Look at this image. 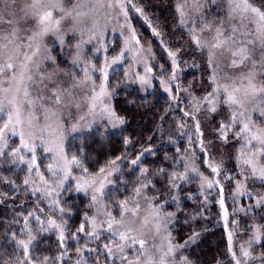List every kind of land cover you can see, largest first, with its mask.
I'll return each instance as SVG.
<instances>
[{"label":"snow or ice","instance_id":"1","mask_svg":"<svg viewBox=\"0 0 264 264\" xmlns=\"http://www.w3.org/2000/svg\"><path fill=\"white\" fill-rule=\"evenodd\" d=\"M225 3L226 14L218 23L215 18L209 20L205 15L219 7L218 0H184L176 8L180 26L190 25L191 44L208 52L210 90L202 96L195 95V85L190 83L187 88H177L173 92L171 84L182 70L178 62L180 49L173 51L165 48L171 61V75L168 81L161 80L160 83L177 108L181 91L191 96L185 108L179 110L193 122L194 132L181 131L180 135H187L190 149L199 148L204 165L215 176L223 175L221 164L212 159L210 146L214 141H205L201 117L209 120L221 106L227 108V120H222L213 131L217 134L216 139L224 145L232 140L239 144L236 159L244 181H237L234 196H251L245 188V181L253 179L264 183V9L252 0H225ZM189 5L196 9V15L191 20L186 19ZM129 6L143 16V8L136 6L133 0H0V164L19 162L27 166L29 173L22 186L7 177L0 178V184L8 185L14 192L28 190L30 184L36 183L32 179V173H35L44 187H33L31 193L39 194L38 200L53 197V194L59 197V189L71 190L65 189V181L72 175L71 166L74 165L83 168L79 179L73 177L77 179L75 190L91 189L89 207L96 208L93 215L85 213L74 232L69 231L66 219L71 210L61 206V201L56 198L49 201L51 214L46 221L38 214L44 212L39 207L27 214H14L17 219L12 223L20 224L21 215L23 223L18 231H11L7 236L13 248L2 264H49L50 257L40 259L33 255V251L38 246L40 234L50 231L56 233L60 249H66L68 239L78 241L81 233L93 240H100L107 233V242L102 248L78 245L75 250L78 257L76 264H87L85 251L96 254L93 264H191L187 257L176 254L180 248L195 242L199 233H193L184 244L175 243L169 227L175 213L165 212L161 198L148 194L149 189L155 186L151 179H147L151 169L139 167V164L145 153L153 152L152 148L144 149L130 161L132 166L139 167L140 175L137 185L123 199L112 197L111 191L106 190L109 184H115L110 178L121 171L117 161L122 157L110 161V171L105 172L106 165L97 175L85 178L88 177V169L83 167L80 158L73 155L69 160L65 152L66 139L74 133L90 132L95 123L94 119L87 120V116L74 117L73 108L82 110L86 106L87 115H99L107 119L113 128L125 123L105 101H110L115 92V89L110 90L108 69L122 64L127 53H132L133 63H144L145 74L133 73L129 65L123 73L124 81L131 80L141 87L151 86L153 67L141 56L145 50L139 47L140 40L128 19ZM119 17L124 18V22L119 24L123 47L110 60L105 57L103 66L99 68L91 60L85 61L84 45L93 41L99 44L96 51L107 52L104 34L113 19L118 20ZM144 19L147 20V17ZM125 29L127 35H124ZM112 30L115 31L114 28ZM153 34L159 35L155 29ZM66 36L70 37L67 41ZM50 39L62 48H72L71 64L76 67L83 65L82 78L75 72L61 69ZM72 39H76L75 44L71 43ZM147 51L150 53V48ZM191 66L199 68L196 64ZM48 67L51 71L45 70ZM97 71L101 74L99 91L92 76ZM81 89L84 95L78 96L77 92ZM177 127L184 129L188 125L181 120ZM10 136L19 138L17 146L9 148ZM124 143L127 146L130 141L125 139ZM38 147L44 152L54 153V159L58 160L57 164L47 166L56 177V187H51L39 171ZM24 153L29 156L26 158ZM165 158H168L167 155ZM59 161L63 162V166ZM176 163H183V172L175 166L170 174L163 167L157 172L158 175H167L172 192L180 187V182L188 181L190 173L199 177L202 192L205 187L212 189L220 183L199 170L195 150L185 149V154L176 159ZM60 173H63L62 177ZM225 178L231 182V176ZM124 190L128 191L126 187ZM220 192V207L223 209V188ZM0 198L8 199L9 193L0 191ZM171 199L177 200V196L173 195ZM255 199L257 207L264 205V195ZM107 200L114 201L111 208ZM117 210L119 214L115 215ZM57 215L59 219H54ZM224 216L226 219V211ZM31 219L37 223L35 229ZM253 227L252 239L247 242L248 247L241 245L240 256L233 251L232 234L229 233L228 253L234 264H253L254 261L264 264V252L253 255L250 251L264 235L261 226ZM3 254L0 250V256ZM65 255L67 251H61L56 259Z\"/></svg>","mask_w":264,"mask_h":264},{"label":"trees","instance_id":"2","mask_svg":"<svg viewBox=\"0 0 264 264\" xmlns=\"http://www.w3.org/2000/svg\"><path fill=\"white\" fill-rule=\"evenodd\" d=\"M264 9V0H253ZM136 6L143 8V16L141 19L135 13L132 15V22L137 30L138 38L143 44H149L153 49V59L151 66L154 71L164 75L171 69V61L168 57L165 48L170 50L182 49L178 58V62L182 65L189 61L198 63L199 68L193 69L190 65L181 76V83L184 87H188L190 83H194L193 93L197 95L205 92L208 87V69L206 67L203 54L196 51L194 46L188 41V35L183 27L179 24L178 15L175 9V0H133ZM219 6L220 3L218 2ZM218 10V7L213 8ZM155 29L159 35L153 34ZM193 61V62H191ZM163 65V68L161 67ZM159 67L161 69L159 70ZM160 71V72H159ZM119 75V74H118ZM117 74H114V79L110 84L115 87V92L112 97V104L116 114L123 118L125 123L119 128L108 130L102 126H95L89 132L79 133L69 137L66 143V153L69 156H77L80 158L84 168L88 169V174L99 172L102 167L110 165V161L116 157H122L117 161L120 172H116L113 176L115 184L107 191H111L112 197L123 199L131 193V190L138 183L139 167H147L151 169L148 177L154 183L148 191L149 195H157L163 198L165 195L172 197L177 196V200H171L166 203L168 210L175 213V218L171 227L174 240L178 243L185 242L193 233H199L195 242L187 244L183 248L185 257L192 264H234L231 255L228 253V236L229 227H226L220 217V209L216 200V193L202 192L201 186L192 178L188 181L180 182V187L172 192L168 187L167 175H158L160 167L165 168L166 173L170 174L173 171V166L180 171L181 165L176 163V159L184 155L185 149H188L187 135L181 136L180 132H189L191 122L183 116L179 109H184L187 103V98L180 96L179 108L170 99V97L160 89L158 84H155L152 89L143 91L138 85L126 83L123 81L116 82ZM190 110V109H189ZM221 118V112L211 115L206 121L207 126L203 129L204 137L211 136L209 128L215 127ZM183 120L188 127L179 129L177 124ZM218 126V125H217ZM216 126V127H217ZM207 133V137H206ZM102 134V135H101ZM215 138L217 134L213 133ZM130 141L127 146L124 141ZM169 140L173 142L169 143ZM217 145H220L217 140ZM152 148V153H145L141 158L139 167L132 166L126 160L135 159L144 149ZM217 149V148H216ZM228 149L225 148L224 150ZM82 150V151H81ZM197 163L202 166V156L196 148ZM220 149H217V151ZM198 152V153H197ZM167 155V159L165 156ZM231 151L229 150V156ZM47 157H42L37 161L40 173L42 172L44 162ZM232 163V162H231ZM204 168V167H203ZM202 170H206L205 168ZM229 172L232 177L240 178V174L236 169L230 167ZM35 173H32V177ZM29 173L27 166H18L10 161L0 164V178L7 177L9 180H15L17 185L22 186V182ZM147 177V179H148ZM250 184V183H249ZM253 188H260L259 183L254 182ZM125 187L128 191H125ZM224 194H228L230 183L224 186ZM70 191L62 190L59 197L61 206L71 210V215L66 219L70 225V232L81 223L85 213L90 214L92 207H89V199L81 193L75 192L73 187ZM115 189H119L116 191ZM0 191L8 192L9 198L4 200L0 198V250L3 251V256H0V264L3 260L8 259L12 252L13 245L7 239L11 231H18L22 226V215L19 217L20 224L12 223L17 216L14 214H27V212L43 208V213H38L45 221L48 215L51 214L49 202L43 199H37L39 194L33 195L31 188L14 192L8 185L0 184ZM249 202L253 199L250 197ZM244 202V201H243ZM241 202V203H243ZM106 203L111 208L114 201L107 200ZM226 207L231 208L227 202ZM246 207V205H244ZM118 213V210L115 211ZM239 213L238 220L240 227H246L245 233L253 235L255 226H261V231L264 233V205L260 207H252L246 212ZM237 217V214H232V217ZM54 219H59V216H54ZM30 223L35 229L37 223L35 219H31ZM243 230V231H244ZM67 235V233H66ZM105 237L101 236L100 240H93L86 237L83 233L79 234V240L68 239L66 241V249L58 247L57 235L54 231L40 234L38 246L34 249L33 255L43 259L45 256L50 257L49 264H76L78 259L76 255V247L85 245L90 248L101 247L105 241ZM67 251L62 259H56L61 251ZM253 255H259L264 252V235L261 242L254 244L251 248ZM95 253L84 252V257L87 259V264H93ZM103 259V257H101ZM253 264H260L259 261H254Z\"/></svg>","mask_w":264,"mask_h":264},{"label":"rangeland","instance_id":"3","mask_svg":"<svg viewBox=\"0 0 264 264\" xmlns=\"http://www.w3.org/2000/svg\"><path fill=\"white\" fill-rule=\"evenodd\" d=\"M183 2H184V0H175V9L177 8L178 4H181ZM218 2L220 3V6L218 7V10H213L212 9L211 13H208V12L205 13L207 19L212 20L213 18H215L217 23L219 22V19H221V18H223L225 16L226 10H227V5L225 3V0H218ZM252 2L256 6L261 7L255 1L252 0ZM186 11L188 12V15L186 16V19L191 20V18H193L196 15V9L194 7H192L191 5L188 6ZM134 13L136 15L140 16L141 19H143L144 16H142L139 13H136L134 10L131 9V6H129V18L128 19L131 22L132 28L137 33V30L134 27L133 22H132V15ZM176 13H177V11H176ZM177 15H178V19H179V14L177 13ZM123 22H124V18L123 17H119L118 20L117 19H113L112 23L109 25V30L105 32L104 39H105V41H107V45H106L107 49H108L107 52H105L104 50L96 51V48L99 47V44L96 41H93L91 44L84 45V58H85V61L91 60V63L94 64L97 68H99V67L103 66L105 57H107L110 60L112 56L116 55L119 52L120 48L123 47V36L121 35L119 24L123 23ZM188 27H190V25ZM188 27H183V29L186 31V33L188 35V39H189L188 41H190ZM113 28L115 29V31L112 30ZM127 34H128L127 30L125 29L124 30V35H127ZM137 37H138V34H137ZM86 38L87 37H85V39ZM68 39H70V37L66 36V41ZM49 43L52 46L53 53L56 55L57 61H58L59 65H60L61 69L63 71H67V72H75L82 78L83 77V71H82L83 65H81L80 67H76V66L71 64V60H72L73 57H72V55H70V53L72 52V48L70 46H65V47L62 48L58 44L53 43L51 41V39L49 40ZM71 43L75 44L76 43V39H72ZM190 43H191V41H190ZM193 46L196 49L195 45H193ZM139 47H141L142 49L145 50L144 52L141 53V56H142V58L144 60H147L149 66H151L152 59H153V49L151 48V46L149 44H143L142 41H140ZM149 48L151 50L150 53L147 51ZM181 50L182 49H180V51ZM196 51H199V52H201L203 54V57L205 58L206 67H207L208 72L210 74V69L208 68V63H207L208 52L207 51H202V50H199V49H196ZM189 61L186 64L184 62L182 65H180L182 70L178 73L177 80L171 84L173 92H175L177 88H180V89L186 88L181 83V76H182L183 71H185V69L188 66H190V65H193V64L198 65V63H194L193 61H191L193 63L190 64ZM129 65H131V71L133 73L140 74V75H144L145 74L144 73V63L143 62L133 63L132 53H127L126 59L123 61L122 64L114 65L112 68L108 69L110 90L111 89H115V87H112L111 84H110L111 80L114 79L113 75L114 74H117V75L119 74L118 77L115 80L116 82H118V81H123V82H126V83L130 82V83H133L135 85H138L143 91H147L149 89H152V87L155 84H158L160 89L164 91V87L161 85L160 81L161 80H164V81H168L169 80V77L171 75V69L166 74H164V75L162 74V76H161L160 73L157 74V72H155L154 69H153V73H152L153 78L151 79V86L150 87L149 86L141 87V85L139 83H134L131 80L124 81L123 73H124L125 70H127L129 68ZM160 69H161V73H162L163 69L161 67H159V70ZM193 69H196V67H193ZM45 70L46 71H51V68L48 67ZM209 74H208V79H209ZM92 76H93V79L95 80V83L97 85V91H99V87L98 86H99V83H100L101 74L97 71V72L92 73ZM208 90H210V89H208ZM208 90H206V91H208ZM205 92H203V93H201L199 95L202 96V95L205 94ZM164 93L169 96L168 92L164 91ZM193 94L197 95L196 93H193ZM77 95L78 96H83L84 95L83 89L79 90L77 92ZM181 95L185 96L187 98V101L191 99V96H189L188 94H186V93H184L182 91L180 92V96ZM105 102L110 104L111 108L114 110L113 104H112V99L110 101L106 100ZM71 111H72L73 116L76 117L77 119L80 116H87V120H89V121L94 119L95 123L93 124V127L102 126V128H104V129L113 130V129L119 128L121 126V125H119L118 127L113 128L111 126V124L108 122L107 119H102L99 115H97L95 117H93L91 115H87V107L86 106L83 107L82 110H77V109L73 108V109H71ZM97 111H99V109H97ZM218 111L221 112V118H220V120L218 122V124H219L222 120L223 121L227 120L228 110H227V108L221 106ZM65 115H67V113H65ZM211 115H213V114H211ZM201 120H202L201 128L203 130L205 128V126H207L206 121H208V120H204L203 117H201ZM71 122H75V121H70V123ZM192 125H193V122H191L190 130H192L194 132V128L192 127ZM215 127H210L209 128L210 132L207 131V133H210L211 136L209 138H205L204 137V139H205V141H209V140L214 141V144L212 146H210L212 159L216 163L221 164V172L223 173V175L215 176L214 174H211L210 173V169H208L207 166L204 165V163H203V156H202L201 153H199V157H200V155L202 156V166H200V164H198V163H197V166L199 167V170L201 172H203L205 175H210V178L219 180V182H220L219 185L214 186L212 189H208V188L205 187L203 189V192H205V193L209 192V193H216L217 194L216 200L218 202L219 209H220V214H221L220 217L222 218V221L224 222L225 226L229 227V232L228 233L232 234L233 251L236 253L237 256H240V247H241V245H243L245 247H248V243L247 242L250 239H252V234L245 233L244 229L246 227H242V228L240 227V222L237 219L239 213H236V212H246V211L250 210L252 207H255V208L257 207L255 198L260 196V195H264V183H262L259 180L249 179V180L245 181V188L251 193V196H249V195H237V196H234V192H235V189H236L237 181L238 180L244 181V176L240 174V168L237 166L238 165V161L236 159V156L238 155L239 144L236 141L232 140L227 145H224L221 141H219L218 139L215 138V135L213 137V133L215 134L213 129ZM84 132H88V131H84ZM84 132H81V133H84ZM207 133H206V137H207ZM76 134H79V133H74V134H72V136H74ZM72 136H70V137H72ZM67 140L68 139L65 140V152H66ZM216 140H217V142L220 143V145H217L215 143ZM18 144H19V138L18 137H12V136L9 137V148L15 147ZM227 147H228V149L224 150ZM195 148L197 149L198 152L200 151L198 147H195ZM216 148L220 149V150L217 151ZM188 149H189V151L194 150V149H190L189 148V143H188ZM229 150L231 151V155L230 156H229ZM36 154H37V157H38L37 161H39L44 156L47 157V160L44 162L41 174L44 176L45 180L48 182V184L51 187H56V184L54 183V181L56 180V177H54L52 175V173L48 171V168H47V166L49 164H53V165L57 164L58 160L54 159V155L55 154L54 153H49V152H44L43 149L40 148V147L37 148V153ZM24 155L26 156V158L29 156L28 153H24ZM67 157H68L69 160H71V158H72V156H69L68 154H67ZM126 161L128 163H130L129 160H126ZM59 163H60L61 166H63V162L62 161H59ZM16 165H18V166H26L24 164H19V162H17ZM203 167L206 170H202L201 168H203ZM230 167H233L234 169H236V171L239 172L240 178L232 177L231 173L229 172ZM110 170H111V165H108V167L105 168V172L110 171ZM71 171H72V175L69 177V179L67 181H65V187L66 186H71L75 190L76 189V184H77V179H79L82 176L83 168H76L73 165V166H71ZM180 171L181 172L184 171L183 163L181 165ZM98 173L99 172H97L95 174H88V177H85V178H89L91 176H95ZM114 174H113V176H114ZM62 175H63V173H60L61 177H62ZM113 176L110 178L111 180H113ZM226 176H231L232 177L231 182H229V180L225 178ZM73 177H76L77 179H73ZM189 178H192V180L196 181L201 186V182H200L199 177L197 175H193V174L190 173L189 174ZM32 179L36 183L35 184H30L29 185L30 188H33V187H36V186L44 187V185H42L40 183V181H39V176L34 174ZM148 179H150V176L148 177ZM227 181H228V183H230L229 191H231V193L229 192L228 194H224V189H225L224 186L227 184ZM254 182L259 183L260 188H253ZM112 185L113 184H109L107 186L106 190L111 188ZM221 188H223V197H224V201H223L224 202V208L223 209H221V207H220V200H221L220 189ZM62 190L63 189H59L60 193L62 192ZM75 192H77V191L75 190ZM77 193H81L82 195L86 196L89 199L90 203H91V195H92L91 189H82L81 191H79ZM250 197H252V199H253L251 202H249V200H248ZM53 198H57L55 196V194H53V197L43 198V200L46 201V202L47 201L49 202ZM171 200H172L171 197H169L168 195H165L163 198H161V201L164 204V211L165 212H173L174 213V211L168 210V208L166 207V203L168 201H171ZM227 202L231 205L230 209H228L226 207ZM241 202H243V203H241ZM244 205H246V207H244ZM225 211L227 212V218L226 219H225V216H224V212ZM95 212H96V208L92 207L91 213L89 215H93V214H95ZM114 214L118 215L119 213L116 214L114 212ZM232 214H237V217L233 216L232 217V221L230 220V223H229V219H230ZM174 218H175V216L173 217L172 224H173ZM172 224L169 225L170 230H171ZM171 235L173 236L172 231H171ZM102 236L106 237L107 233L103 234ZM106 242L107 241L105 240L104 243H106ZM174 242L177 243V244H184V242L178 243L175 240H174ZM228 246H229V243H228ZM183 248H180L178 250V252L176 254L178 257L179 256H184L185 257V254L183 252ZM250 251H251V249H250Z\"/></svg>","mask_w":264,"mask_h":264}]
</instances>
